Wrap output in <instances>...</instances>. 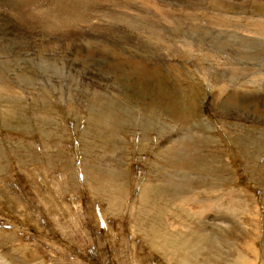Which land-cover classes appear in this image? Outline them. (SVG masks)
Wrapping results in <instances>:
<instances>
[{"label":"rangeland","instance_id":"rangeland-1","mask_svg":"<svg viewBox=\"0 0 264 264\" xmlns=\"http://www.w3.org/2000/svg\"><path fill=\"white\" fill-rule=\"evenodd\" d=\"M98 4L0 0V264H264V0Z\"/></svg>","mask_w":264,"mask_h":264},{"label":"bare ground","instance_id":"bare-ground-1","mask_svg":"<svg viewBox=\"0 0 264 264\" xmlns=\"http://www.w3.org/2000/svg\"><path fill=\"white\" fill-rule=\"evenodd\" d=\"M37 1H39V0H11V6H13V7L15 6L16 19L20 20L21 22H30V21L33 20V21L38 22L41 25V27H43V26H49L50 28H54L55 29V27L58 26L60 29L67 30L68 28L69 29H73L75 26H77L78 24H80L82 22H86L89 19V15L91 13V8L90 7L93 6V5H96L97 7H99L98 2H101L102 0H55L54 1V4H52L50 7H46L45 6V8H44L43 6H40L36 10L31 11L29 8H31L32 6H34ZM247 4L250 5V3H247ZM56 8L59 10V12L56 10ZM51 9H53V10H51ZM49 10H51V11H49ZM216 14L219 15V16H221L223 18V24L220 26L221 29L216 28L214 30L215 34L216 35L220 34V35H224V36L225 35H231L232 32L229 31L228 29L229 28H234L235 29V27H231V26H234L232 24L233 22L231 21V19L234 18V15H233V17H228L229 15L228 16H225L226 12H223V13L222 12H220V13H217L216 12ZM227 14H229V13H227ZM239 14L242 16L241 18L246 19L245 22L248 21V22H250V24L247 25V26H244L243 25V22L244 21H243V22H241L237 26V28H243V29L247 30V32L249 34H252L254 36H258V38L259 37H263L264 38V19L263 18H258L257 20L251 19V18H249L247 16L248 15V12L246 10H243V11L242 10H239ZM193 20H194V18H193ZM132 23L134 24V22H132ZM32 25H33V23H32ZM181 26H183V28L185 30L184 23ZM51 30L52 29H49V28L46 29L47 35L49 34V31H51ZM239 33L245 34L243 30H238L237 31V35H239ZM152 37H155L154 34L152 35ZM178 38H179V35L178 34H175L174 32L170 35V40H172V41H178L179 40ZM242 39L244 41L246 40V38L244 39V37ZM184 40L185 41H183L180 44V46H177L175 48H171L168 45L167 42H164L162 40H158L157 44L163 47V50L165 51V53H168L170 50H172L174 53H179L180 52V48H183L184 46L185 47H188V48H190L192 50L193 49H197L198 50L197 53H199V52L200 53H203L201 50L202 49H206V48H204V45L205 44H202V42L199 41V40L193 39L191 36L189 37V35H187L185 31H184ZM250 40L251 39L249 38V41ZM218 46H220V45H218ZM208 47H210V46H208ZM228 50L229 49H227V51ZM243 50H245V49H243ZM211 51H213V49ZM208 52H209V50H208ZM213 52H215V51H213ZM245 52H246V50H245ZM232 53H234V52H232ZM236 53H238V52H236ZM236 53H235V55H236ZM228 57H230V56H228ZM231 60H233V59H231ZM239 61L240 60H238V62ZM229 63H231V62L229 61ZM225 65H226V63H225ZM229 65H231V64H229ZM246 79H247V77L246 78H242L240 80L242 81V83L245 84V80ZM235 80H236V78H235ZM244 84H242V86ZM248 130H250V129H248ZM244 136H245V134H244ZM263 141H264V137H263ZM248 256H250V257H248ZM248 256H246L244 254L243 259H240V260H242V264H255L256 263V260H255L256 258H254L252 255H249V254H248Z\"/></svg>","mask_w":264,"mask_h":264},{"label":"crops","instance_id":"crops-1","mask_svg":"<svg viewBox=\"0 0 264 264\" xmlns=\"http://www.w3.org/2000/svg\"><path fill=\"white\" fill-rule=\"evenodd\" d=\"M103 2L107 1V0H102Z\"/></svg>","mask_w":264,"mask_h":264}]
</instances>
